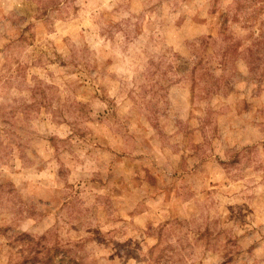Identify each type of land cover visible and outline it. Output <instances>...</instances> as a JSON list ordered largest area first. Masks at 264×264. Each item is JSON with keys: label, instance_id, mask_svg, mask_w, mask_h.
Segmentation results:
<instances>
[{"label": "rangeland", "instance_id": "obj_1", "mask_svg": "<svg viewBox=\"0 0 264 264\" xmlns=\"http://www.w3.org/2000/svg\"><path fill=\"white\" fill-rule=\"evenodd\" d=\"M264 264V0H0V264Z\"/></svg>", "mask_w": 264, "mask_h": 264}, {"label": "trees", "instance_id": "obj_2", "mask_svg": "<svg viewBox=\"0 0 264 264\" xmlns=\"http://www.w3.org/2000/svg\"><path fill=\"white\" fill-rule=\"evenodd\" d=\"M66 258H67V255H64L63 257L59 258L57 264H63V262L66 260ZM70 262H71L72 264H79V263L75 262V261L72 260V259H70Z\"/></svg>", "mask_w": 264, "mask_h": 264}]
</instances>
